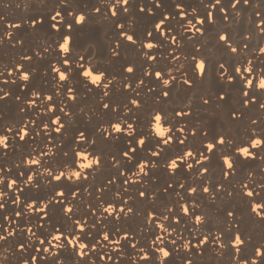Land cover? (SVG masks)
<instances>
[{"label": "snow or ice", "instance_id": "obj_1", "mask_svg": "<svg viewBox=\"0 0 264 264\" xmlns=\"http://www.w3.org/2000/svg\"><path fill=\"white\" fill-rule=\"evenodd\" d=\"M250 2L229 0L225 5L223 0H199L195 7L202 8L203 12L189 19V10L194 6H186L185 0H38L40 11L28 15L22 23L5 24L0 45L7 41L11 48L26 51L0 70V104L14 102L18 112L29 117L35 112L39 119L13 121L0 111V158L17 152L21 142L27 146L19 153L23 171L19 170L21 164L7 167L0 163V264H12L11 257H17V264H90L92 256L111 264H176L177 257L179 264H194L193 257L202 256L210 248L219 256L228 252L229 264H264V242L254 243L253 236L242 232L239 223L218 228L219 235L209 231L195 237L196 232L209 228L212 223V217L198 198H207L214 204L218 196L231 197L237 192L247 202L248 214L264 223V172L257 174L253 169L244 168L249 161H264V44L252 49L250 35L241 34L237 41L228 31L217 33L211 45L204 40L209 27L216 23L215 12L221 13V20H228L227 9L243 11L240 6ZM33 3L34 0H19L16 7L27 11ZM255 15L260 20L253 22L254 26L264 33V16L259 12ZM142 17L151 20V28L145 27L141 35L137 25ZM174 20L183 31L174 29ZM185 21L190 28L185 27ZM94 22H104L109 31L115 32L116 39L109 42L107 49L109 63L120 60L122 49L127 46L137 49L145 64L151 62L148 67L152 70H142L137 76L142 65L134 61L121 64L118 72L96 64L92 51L96 48L94 39L81 38L82 30ZM22 24H27L34 33L43 30L42 42L29 47L17 35ZM188 45H192L193 51L185 55ZM213 49L222 54L214 59ZM165 52L167 66L156 70ZM50 54L55 64L49 59ZM181 56L188 61L187 67L181 63ZM170 68L177 75H171ZM210 73L218 85L215 91L188 97L182 107L172 108L171 114L163 107L148 109L145 95H141L143 91L154 100L158 97L157 102L167 103L174 89L192 91ZM178 77L184 79L181 81ZM37 79L55 82L59 90L53 88L52 94H48L43 87L36 86ZM145 79L159 91L145 85ZM114 81H118L119 88ZM80 84L87 93L99 92L100 111L103 116L113 117L105 121L96 109L86 112L80 106L79 118L86 116L89 123L94 118L97 120L95 133L87 125L75 126L71 117L77 113L65 111L58 99L62 90L71 102L69 107L80 105L83 96ZM117 91L124 100L114 99ZM234 92H238V97ZM197 98L204 107L233 102L229 119L240 122L247 118L246 138L222 131L210 134L205 125L193 121L191 105ZM146 109V120L141 127L140 118L133 117ZM253 110L258 115H248ZM157 120L167 129L163 135L155 130ZM66 134L70 135L68 142L64 140ZM197 138L198 145L193 143ZM121 139L123 145L108 153V163L116 175L100 184L86 186L89 177L95 180L93 174L104 166L105 152L99 144ZM214 161L220 172L218 181L210 179ZM40 169L45 171L42 173ZM159 172L169 178L163 185L158 183ZM130 175L140 178L130 180ZM181 175L184 181L176 179ZM238 175L242 178L237 189L231 180ZM188 178L192 182H187ZM116 180L120 182L119 192L106 198L109 187L116 186ZM145 182H152L153 187H143ZM24 186L28 192L37 194L28 198ZM89 187L92 191H88ZM129 188L136 190L135 196L129 193ZM77 189L80 190L78 199ZM120 192L128 199L121 197ZM85 193L88 197L95 196V202L83 204L81 211L79 205ZM173 195L178 198L173 199ZM138 201L147 203L150 209H142ZM105 204L107 207H103ZM9 205L15 207L10 209ZM238 211L235 207L225 209L224 216L235 221ZM133 220L141 222L123 231L115 225L109 227L113 221L123 224ZM45 224L50 227L46 229ZM182 224L185 229L191 224L193 231L187 238ZM145 230L153 237L150 241L144 235ZM137 232L145 241L139 249L132 242ZM96 236L102 239L98 241ZM32 237L40 247L28 242ZM82 240L88 242L82 243ZM97 244L101 248L108 244L119 247L100 255ZM125 248L137 252L138 260H120Z\"/></svg>", "mask_w": 264, "mask_h": 264}, {"label": "bare ground", "instance_id": "obj_2", "mask_svg": "<svg viewBox=\"0 0 264 264\" xmlns=\"http://www.w3.org/2000/svg\"><path fill=\"white\" fill-rule=\"evenodd\" d=\"M19 2V0H0V33H3L4 26L6 23H22V21L30 14H33L35 12L40 11V6L38 3V0H34L32 8L29 10H25L23 7L17 8L16 3ZM84 2H88V0H84ZM207 2V0H206ZM229 2V0H223V3L226 5ZM199 3V0H185V5L192 4L194 6V9L189 10V19H191L192 15L199 16L202 12V8H196L195 6ZM10 6H5L9 5ZM243 11H235L232 9H227L229 13L228 20H221V13L215 12V18L216 23L214 26H210L207 33L205 34L204 40L209 45L213 44L215 42V37L217 33L223 34L225 31H228L232 34L233 38L237 41L240 39V35H250L251 41H250V47L252 49H256L261 44H264V33L258 32L256 27L254 26L253 22L258 23L260 20V16L255 15V13L259 12L261 16H264V0H251L249 5H241L240 6ZM179 19V18H177ZM192 23H195L193 20ZM174 29L183 31V29H179L178 25H176V21H173ZM147 28H151V20L147 17H142L137 25V30L143 34V31ZM185 27L190 28L191 25L185 21ZM164 29H162L163 31ZM83 37L82 39L86 38H92L94 39L96 43V48H94L93 51V59L96 64H98L101 68H108L112 70L113 72H118L120 65L127 63L128 61H134L136 65H142V69L137 70L136 75L140 76L142 70H149L152 69L148 67V64L151 62H148V64L144 63L145 58L142 55H137V49L132 47L125 46L123 51V56L120 60H113L111 63H109V53H108V44L110 41H114L116 39L114 30L109 31L108 26L104 22L100 23H92L89 26L85 27L83 30ZM107 33V34H106ZM190 34V33H189ZM20 37L24 38L27 42V45L29 47H35V45L39 42H42L44 36H43V30H41L38 33L32 32L31 29L28 28L27 24H22L21 30L19 33H17ZM179 42V41H178ZM196 48H200V44L195 45ZM26 50H21L19 47L13 49L10 45H8L7 41L4 42L3 45H0V70H3V67L5 65L10 64L13 60L18 59L21 55L25 54ZM193 48L192 45H188L185 51V55H187L189 52H192ZM201 51L203 49L201 48ZM245 52L248 50L245 49ZM213 52L216 53L214 56V59L219 57L222 52L217 51L216 49H213ZM28 54H31L28 52ZM243 55V54H242ZM252 53H249V56H251ZM200 56H197V59H200ZM49 59L52 60V63L55 64V59L50 54ZM167 53L165 52L164 58L162 62L156 66V70H159V68L167 66ZM175 62H173L174 64ZM181 63L185 65V67L188 66V61H185L183 56H181ZM171 75H177L174 68L169 69ZM181 81L184 79V77H178ZM117 83V88H119L118 81H114ZM37 87H43L48 94H52L51 89L57 88L59 90V86L55 84V82H49L46 79H37L35 82ZM75 84V82H73ZM145 85L156 87L157 91H159V88L154 85L150 84V82L145 79ZM216 87H218L217 84L212 79L211 73L209 74V78L207 80H204L203 83L197 82L196 87L192 91H187L185 89L176 88L173 90L171 94V100H169L167 103L163 101H159V98L157 97L155 100L151 96V94H146L145 92H141V95H145L148 109L156 108L159 109L163 107L167 110L169 114H171V110L174 107H182L183 103L186 102L188 97L198 96L200 94H207L210 91H215ZM80 91L83 94L81 99L80 105H73L69 107L71 102L67 100L62 90H60L61 95L58 97V99L61 101V106L65 108V111L69 112H76L77 115H73L71 117V120L74 122L75 126L83 128L85 125H87L93 133H95V127L97 120L94 118L91 123H89L87 117L79 118V107L84 106L85 111L87 112L89 109H96L97 115L103 116V113L100 111L99 108V92H92L87 93L86 89L84 88L83 84L79 85ZM234 96L238 97V92H234ZM115 100H124L125 97L120 94L119 91H117L114 95ZM39 103V101H37ZM233 106V102H229L228 104H221L219 107L216 106V104H211V106L204 107L201 106V103L199 99H195L193 102V105L191 107L193 108V121H199V123L206 126V131H208L210 134L216 133L218 131H222L226 135H232L237 137H245L247 136L246 129L248 127V120L245 118L244 120L240 122H231L228 116L229 110ZM145 112L137 113L133 119L138 116L141 120V127H143L144 122L146 120V114L147 110ZM0 111H3L7 114V116L12 119L13 121H19L24 120L28 121L31 119H39L37 114L35 112L31 113V117L28 115H25L23 113L18 112L17 105L14 102L9 101L7 104H0ZM125 112L121 113V116L125 115ZM89 115L91 113L89 112ZM248 115L256 116L258 113L253 110L252 113H249ZM110 118V116H103V119L106 121ZM131 122V121H129ZM104 127H108L107 123H104ZM191 139V137H190ZM65 142H68L70 140V135L66 134L64 138ZM123 139L120 141L112 142L111 144H104L101 142L99 144V147L105 152V156L103 157V168L98 171L97 173H94L93 175L96 176V179L93 180L92 177H89V181L85 182L86 186L87 184H100L105 178L110 176H115L116 172L114 168H111L108 163V153L116 151L119 147L123 145ZM41 143L40 138L37 137V144ZM194 144H199V138H197L195 141H193ZM36 145H32V147H35ZM25 145L21 142V145L19 146V149L17 152H10L9 156L7 158H0V163H4L7 167H12L14 164H21V156L20 152L26 150ZM91 149H89L90 151ZM87 161H85L86 163ZM215 161H214V168L213 172L210 175V179L213 181H218L220 179V172L219 168L215 167ZM244 168L246 169H253L255 170V173L259 174L264 172V161L256 160L254 162L249 161L248 164L244 165ZM20 171L24 170V165L21 164V167L19 169ZM43 169H40L42 171ZM16 171V169H14ZM136 171V170H134ZM159 180L158 183L163 185L165 180H168V176L164 174L163 172L158 173ZM139 176L136 175H130V180H136L139 179ZM241 176L233 177L231 180V183L236 186V188H239V182L241 180ZM177 180L184 181L185 177L183 175L178 176L176 178ZM153 180H156V177L153 178ZM187 182H192L191 178H188ZM119 180H116L115 184L116 186H110L109 191L106 193V198H111L113 196H116L119 192ZM26 189V195L28 198L33 197L37 193L35 191L28 192L27 186H24ZM127 187V186H125ZM143 187L152 188L153 183L152 182H145ZM88 191H92V188L89 187ZM129 193H131L132 196H135L136 190L133 188L128 189ZM178 191L181 192V195H183V191L178 189ZM229 191H232V188L229 187ZM78 197L79 198V192L80 190L77 189ZM43 194V193H41ZM119 195L121 197H124L125 199H128V197L124 196L123 192H120ZM205 197H207V194H205ZM173 199H177L175 195L172 197ZM24 197H21V200H23ZM200 204L202 207L205 208L212 217V223L209 226V228H202L199 232L195 233V237H199L202 233L207 234L209 231H211L214 235H219V231H217L218 228H225L229 226H234V223L240 224V229L242 232H248L253 236L254 243H260L264 242V223H261L258 218H256L254 215H249L247 211V202L242 200V198L237 194V192H233V195L231 197L224 195V196H218L215 200V203L213 204L209 199L207 198H198ZM95 202V196L88 197L87 194H84V200L79 205L81 211H83V204L87 202ZM131 203V200H129ZM138 205L142 209H150V205L147 203H141L138 201ZM72 206V205H69ZM12 205H9V208L11 209ZM99 207V206H98ZM103 207H107V205H103ZM237 208L239 211L237 213V216L235 218V221L231 217H225L224 216V210L225 209H231V208ZM102 211V208H100ZM9 214H11L9 212ZM78 217H73V219H76ZM19 219V218H16ZM56 219H59V216L56 217ZM140 220H133V221H125L123 224L121 222L113 221L109 224V227H113L114 225L116 227H120L123 231L124 228H128L131 226L132 228H135L138 223H140ZM36 221L33 220V224H35ZM89 223H91V218H89ZM23 226V225H22ZM44 227L47 229L50 227L49 224H45ZM69 227H71V224L69 222ZM181 229L183 230V235L187 238L189 236V232L193 231L191 228V224L187 225V228L185 229V225H181ZM34 231H37L35 228ZM95 229L92 231V235H95ZM171 231V229H169ZM55 234V233H53ZM67 234V233H66ZM37 235H39V232L37 231ZM144 235H147V230H145ZM175 235V234H173ZM153 237L150 235H147V239L150 241ZM28 239V238H25ZM96 240H101V236H96ZM223 239V238H222ZM28 242L33 243L36 247H40V245L36 244L35 238L32 237ZM75 242V240H74ZM82 243H87L88 241H81ZM133 243L137 244V249H139L144 244V237L137 232L135 237L132 239ZM196 240L193 239V243H195ZM14 243V242H13ZM53 243H59L57 241H53ZM107 243V242H104ZM27 246V245H26ZM114 247H119V245H112L108 244L107 247L101 248L100 244L96 245V250L100 253V255H105L106 253L110 252L111 249ZM147 250V249H145ZM87 251V250H86ZM183 249L181 250V254H183ZM228 252H225L224 256H219L217 253L213 252L210 248L207 252H205L202 256H196L193 257L194 264H229L228 261ZM131 259L132 261L138 260L137 252L132 251L131 249L125 248L122 255L120 256V260L125 259ZM12 264H17V257H11ZM176 264H179V257L175 258ZM90 264H111L109 261L101 262L99 261L95 256L91 257Z\"/></svg>", "mask_w": 264, "mask_h": 264}, {"label": "clouds", "instance_id": "obj_3", "mask_svg": "<svg viewBox=\"0 0 264 264\" xmlns=\"http://www.w3.org/2000/svg\"><path fill=\"white\" fill-rule=\"evenodd\" d=\"M201 67H203V65L201 64ZM155 130L160 133L161 135L165 134L167 129L166 128H162L159 124V120H157V123L155 125ZM86 163H91V161H87ZM45 170L43 169L41 172L43 173ZM237 243H239V240H237ZM81 247H83V245H81Z\"/></svg>", "mask_w": 264, "mask_h": 264}]
</instances>
